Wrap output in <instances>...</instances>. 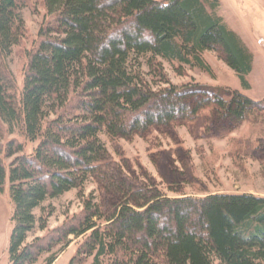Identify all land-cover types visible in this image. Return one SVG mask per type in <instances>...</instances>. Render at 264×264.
<instances>
[{
  "label": "trees",
  "instance_id": "1",
  "mask_svg": "<svg viewBox=\"0 0 264 264\" xmlns=\"http://www.w3.org/2000/svg\"><path fill=\"white\" fill-rule=\"evenodd\" d=\"M22 1L0 0V132L18 126L37 144L7 167L0 156V186L7 178L13 207L9 264H33L61 243L45 258L52 264L70 234L84 238L68 264L81 255L92 256L89 264H264V196H169L155 183L128 179L100 137L144 135L200 117L203 129L209 118L229 119L233 128L264 112V99L234 88L224 97L197 81L176 85L164 72L162 59L177 62L178 73L188 65L212 75L204 57L212 50L250 88L253 54L218 13L220 0H43L50 20L28 53L16 99L7 56L23 33ZM22 148L10 141L5 152ZM90 178L116 201L103 210L85 198L75 222L28 241L51 214L35 209L73 188L81 195Z\"/></svg>",
  "mask_w": 264,
  "mask_h": 264
},
{
  "label": "rangeland",
  "instance_id": "2",
  "mask_svg": "<svg viewBox=\"0 0 264 264\" xmlns=\"http://www.w3.org/2000/svg\"><path fill=\"white\" fill-rule=\"evenodd\" d=\"M20 11L24 22L23 33L7 56V65L14 79L9 92L16 99L23 85L28 53L37 47L41 39L39 31L50 20L43 0H23ZM218 13L241 35L253 54L252 69L247 75L250 88L242 89L235 72L218 52L212 50L204 52L212 67V75L188 65H184L178 73L177 62L162 59L167 78L176 85L197 81L224 97L227 96V88H234L252 99H264V0H220ZM141 60L144 61L143 58ZM142 71L147 72L148 67L142 65ZM189 101L193 103L192 98ZM201 112L200 115L208 114L206 110ZM207 120L205 129L202 127L204 117H200L192 121L177 120L168 127H151L144 135L111 139L101 133L100 137L112 160L123 165L122 172L128 179L155 183L169 196H202L208 192H251L264 196V112H255L249 120L233 128L229 119ZM10 141H14V145L22 143V151L7 156L5 150ZM36 144L37 141H29L18 126L12 132L2 126L0 156L6 167L17 154L30 153ZM8 184L6 178L0 186V264H9L7 247L13 207ZM78 195V189L73 188L47 199L42 208L35 209L38 216L45 215L49 210L51 214L47 217L46 227L39 229L36 226L27 240L36 235L51 236L56 234V229L75 222L81 216L85 198L97 202L103 210L116 201L115 194L101 189L93 178L86 182L81 195ZM68 238L70 241L52 264H68L84 237L70 234ZM60 244H54L51 251L42 253L33 264H45V258ZM91 260L92 256L81 255L72 264H89Z\"/></svg>",
  "mask_w": 264,
  "mask_h": 264
},
{
  "label": "crops",
  "instance_id": "3",
  "mask_svg": "<svg viewBox=\"0 0 264 264\" xmlns=\"http://www.w3.org/2000/svg\"><path fill=\"white\" fill-rule=\"evenodd\" d=\"M232 28V27H231ZM237 32V31H236ZM238 33V32H237ZM239 34V33H238ZM240 35V34H239ZM240 37H241V35H240ZM242 38V37H241ZM243 39V38H242ZM243 41L245 42V40L243 39Z\"/></svg>",
  "mask_w": 264,
  "mask_h": 264
}]
</instances>
